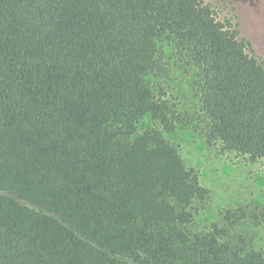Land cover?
Returning a JSON list of instances; mask_svg holds the SVG:
<instances>
[{"label":"trees","instance_id":"1","mask_svg":"<svg viewBox=\"0 0 264 264\" xmlns=\"http://www.w3.org/2000/svg\"><path fill=\"white\" fill-rule=\"evenodd\" d=\"M193 68L205 138L264 157V68L210 0H0V264H264L165 139L182 115L144 86L158 38ZM145 114L160 127L138 131Z\"/></svg>","mask_w":264,"mask_h":264},{"label":"rangeland","instance_id":"2","mask_svg":"<svg viewBox=\"0 0 264 264\" xmlns=\"http://www.w3.org/2000/svg\"><path fill=\"white\" fill-rule=\"evenodd\" d=\"M210 2L234 17L240 36L251 43L254 55L264 68V0ZM156 42L164 52L166 71L162 75L146 74L144 86L155 95L164 92L172 111L182 115L183 119L163 135L176 146L185 165L196 171L199 183L208 189L207 199L194 214L193 227L207 230L212 222L222 224L227 209L242 206L246 216L236 224L233 233H241L248 248L264 254V157L250 161L246 155L222 150L217 142L206 141L193 68H183L177 63L168 40L161 37ZM149 126L160 127L145 114L138 120L137 130Z\"/></svg>","mask_w":264,"mask_h":264}]
</instances>
